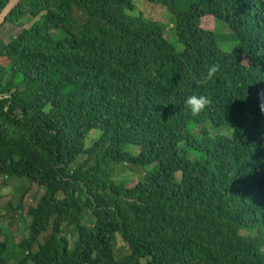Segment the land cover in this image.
Returning a JSON list of instances; mask_svg holds the SVG:
<instances>
[{
	"label": "trees",
	"instance_id": "16d2710c",
	"mask_svg": "<svg viewBox=\"0 0 264 264\" xmlns=\"http://www.w3.org/2000/svg\"><path fill=\"white\" fill-rule=\"evenodd\" d=\"M143 1L174 17L171 39L136 0H23L9 17L0 178L42 195L0 198V264H264V0ZM192 93L212 100L198 115ZM127 170L144 174L115 179Z\"/></svg>",
	"mask_w": 264,
	"mask_h": 264
},
{
	"label": "rangeland",
	"instance_id": "374dc122",
	"mask_svg": "<svg viewBox=\"0 0 264 264\" xmlns=\"http://www.w3.org/2000/svg\"><path fill=\"white\" fill-rule=\"evenodd\" d=\"M136 12H134L132 15H139L143 14L146 18L159 22L165 26H167V33L169 39L173 37L172 32V25L174 24V17L169 13V11L161 6V5H154L147 3L143 0H136ZM25 25L30 27L32 22L30 21H24ZM6 25V24H5ZM3 26L0 29V37L3 38L6 42H9L11 37L17 35L21 29L12 25L7 24L6 26ZM205 28L207 29H213L214 22L213 20L209 19L205 21L204 24ZM218 29L221 33L228 34L229 30L227 27H223L221 25H218ZM53 37H55L58 40H64L67 38V35L65 33H58L53 32ZM178 42H176L177 44ZM181 46V45H179ZM181 49V48H180ZM230 50V49H227ZM98 137V134L93 133L90 136L89 139V145L93 144L96 138ZM144 174V172L140 171L138 173L127 170L122 175H116L115 179L118 181L127 180V181H133L138 180L141 178V176ZM25 190H29V193L26 197V201L24 203V206L27 207L33 202H35L37 199H39L42 195V190L38 188L37 186H31L29 182L24 180H16V179H7V177L0 178V198H2L3 202H11L15 207L18 205L21 196L24 195ZM0 213H5V211L2 209L0 210ZM25 213L19 212L18 218L16 222L12 224L6 225V232L7 234L11 235L14 245L18 246L21 242L22 238L28 236V225L30 223L29 219L26 217L24 218ZM16 252L19 254V251L16 250Z\"/></svg>",
	"mask_w": 264,
	"mask_h": 264
},
{
	"label": "clouds",
	"instance_id": "9594fccd",
	"mask_svg": "<svg viewBox=\"0 0 264 264\" xmlns=\"http://www.w3.org/2000/svg\"><path fill=\"white\" fill-rule=\"evenodd\" d=\"M220 65L212 64L208 67L206 73L202 74L201 80L202 82L210 81L214 78V76L219 72ZM212 100L208 95L205 94H197L192 93L186 97L185 106L193 115H198L202 111H204L208 106H210Z\"/></svg>",
	"mask_w": 264,
	"mask_h": 264
},
{
	"label": "water",
	"instance_id": "95a60500",
	"mask_svg": "<svg viewBox=\"0 0 264 264\" xmlns=\"http://www.w3.org/2000/svg\"><path fill=\"white\" fill-rule=\"evenodd\" d=\"M23 0H11L5 9L0 13V29L7 23L9 17L21 5Z\"/></svg>",
	"mask_w": 264,
	"mask_h": 264
}]
</instances>
